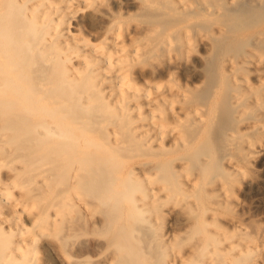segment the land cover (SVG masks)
I'll list each match as a JSON object with an SVG mask.
<instances>
[{
    "label": "bare ground",
    "instance_id": "1",
    "mask_svg": "<svg viewBox=\"0 0 264 264\" xmlns=\"http://www.w3.org/2000/svg\"><path fill=\"white\" fill-rule=\"evenodd\" d=\"M224 119L251 166L264 0H0V264H258L255 241L220 224L185 257L153 232L158 178L184 189L240 174L212 150Z\"/></svg>",
    "mask_w": 264,
    "mask_h": 264
},
{
    "label": "rangeland",
    "instance_id": "2",
    "mask_svg": "<svg viewBox=\"0 0 264 264\" xmlns=\"http://www.w3.org/2000/svg\"><path fill=\"white\" fill-rule=\"evenodd\" d=\"M91 34L92 33L89 31H87L86 33V35L89 37L91 36ZM199 51L200 50L198 49V53ZM177 76H178L179 81L178 80L177 81L174 80V81L180 82V78L178 74L173 78L177 79ZM225 117L226 116H224V118ZM225 119H224L225 122L221 120L223 124H221L222 122H220V124L223 125L224 127V128L222 127L223 131L220 128L221 126L219 127L220 129L217 128V130H214L213 128L212 130V132L216 133V134H212L215 137V140L212 141L213 142L212 144L215 147L212 150H215L216 163L217 162L219 163L217 158L219 157L223 158V156L226 157L227 155H230L232 158L231 162L233 164H236L237 162L240 164L238 165V168H240V174H238L237 176L225 177L224 174L221 173V169H219L220 171L217 170V172L215 173L222 174L223 178H220L221 175L218 174L219 175L218 177L220 179L217 177L218 181L215 180L216 179L215 177L217 176L216 174L215 177H213V179L214 178L215 179L212 181H209L210 177L214 176V174H212L213 172L211 173L212 175L210 177H207V175H205L204 173L203 176L205 177L203 176H202L203 178L200 177V181L196 185H193L189 188L184 187V189L180 187L178 189L173 184H171L172 182L170 180L172 179H166L169 181L167 182L165 181L166 183L171 182V183H168V184H171L169 185L171 187H169L167 184L169 188L165 186L166 184L164 182L162 183L161 181L162 178L161 179L158 178V180L160 179L159 181L160 184H158L159 183L158 180L155 181L156 184L152 182L154 184V185L152 184V188L153 187L154 189L156 188L154 192L155 191L159 192L157 193L159 194L158 196H161L163 200H165L164 196L165 195L167 196L166 204L165 206L163 205V207H162V204L159 203L158 204L159 206H158L157 203L158 202L162 203L165 201L157 199L158 202H156L155 206L159 207L160 211L162 212L157 213L159 211V208H157L156 209L157 212L154 213L156 217L155 215L153 217L151 216L154 220V226L155 224L157 225L155 226L157 227L155 228L156 230H153V232L156 236L158 235L160 236L166 233L169 239H172V236H173V239L170 242L171 247L170 245L168 247V249L170 248L169 252L173 254H178V253L180 254L181 252L180 256L184 255L185 257L187 252L189 251V247H192L194 244H196L198 239L204 236L203 234H205L206 232L213 233V232L218 231L220 232L219 234L221 235L222 230H220V228H222L225 234V235L224 234L222 235L224 236L229 235L231 240L239 237L240 234H242L244 237L247 236L251 238L252 242L255 241L254 244L256 243L255 245L257 246L256 256L258 254L257 258L254 257L256 258L255 261H257L258 264H264V138L262 140V144H261L262 148L260 152L258 153V155H255L254 158H252L251 166L249 165L246 166V162H244L243 158H241L238 154L234 152L233 150L234 146L230 145L232 144V142L228 145L226 144L227 142L225 141V138L222 134L224 132V129H227L226 126H229L230 124L226 125L227 122ZM212 135L211 137L212 139H214ZM214 142L216 145L214 144ZM219 147H222V148H219ZM224 158L220 160L221 162L219 165L225 168V165H226L225 163L227 162H225L226 160H224ZM213 163H215V161ZM231 166L232 165H229L230 169H232ZM247 167L250 169H248ZM190 168H192V166H190ZM190 168L186 167L183 173L184 174L187 173V175L190 174L191 172L196 173V171H193ZM227 169H228V166H227ZM197 173L201 175L203 174L200 172H197ZM165 177H168V174ZM162 180H165V179H162ZM207 180L209 182H213V185L212 183H210V185L208 184L207 186V182H208ZM220 180L223 181V185L225 186V189L222 192L226 193L227 191V193L225 194L229 200L227 208L221 205L217 206L214 202L218 198L219 200H221V197L223 196L220 190H218L217 192L215 191L217 184L221 183ZM172 185L174 186L173 187L174 189L176 188L175 190L172 188ZM210 190H212L213 192H211L212 194L208 195L209 197L206 195L208 197L207 198L206 196H204L205 195L204 191L209 192ZM214 193L217 194L216 196L218 197H215ZM219 193H221V195H218ZM140 196H141L140 191L135 189L127 193L126 199L130 200V199L138 198ZM158 196L156 195L157 198H159ZM213 196L217 199H214ZM204 197L206 199H204ZM143 199L146 201L148 200V198H145L144 196H143ZM260 199H262L261 201H263V204H261L258 207H255L257 200H260ZM213 204H215L216 207H214ZM214 209H216L217 211L216 212L212 211V214H211L210 210H214ZM214 213H216L215 217L213 216ZM219 224H220V228H218L219 226L217 227V225ZM217 228L219 230H217ZM167 230L169 231L171 230L170 232L172 233H170L169 231L167 233ZM232 233L234 237L232 236ZM236 235H239V236H236ZM229 236L226 237L227 240ZM195 260L196 259H191V260L187 259L185 263L183 264H195L196 263Z\"/></svg>",
    "mask_w": 264,
    "mask_h": 264
}]
</instances>
